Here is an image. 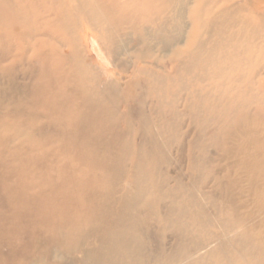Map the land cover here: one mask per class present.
Instances as JSON below:
<instances>
[{
    "label": "bare ground",
    "instance_id": "obj_1",
    "mask_svg": "<svg viewBox=\"0 0 264 264\" xmlns=\"http://www.w3.org/2000/svg\"><path fill=\"white\" fill-rule=\"evenodd\" d=\"M88 40L140 65L122 93ZM140 78L157 117L121 132ZM0 79V264H264V0H0Z\"/></svg>",
    "mask_w": 264,
    "mask_h": 264
},
{
    "label": "rangeland",
    "instance_id": "obj_2",
    "mask_svg": "<svg viewBox=\"0 0 264 264\" xmlns=\"http://www.w3.org/2000/svg\"><path fill=\"white\" fill-rule=\"evenodd\" d=\"M65 51L66 50H64L63 52L65 53ZM83 54L85 58L84 61L86 63H89L90 70L97 77V83L92 84V86L96 85L95 87H97V89H102L103 87L114 85L113 87L115 86L119 87L120 92L122 93V89L127 87V83L131 81L132 79H135L137 75V69L140 66L138 64L130 62V63H127V65L123 68L125 69V71H123V69L122 70L114 69L111 66V64L105 61L104 53L103 52L101 53L100 51L98 52L97 47L93 45L91 40H88V46L86 47ZM173 69L174 68H171V69L168 68V70L165 71L166 74H169L168 72L171 73ZM17 72H18V78L16 80L17 82L16 85H18L17 86L18 92L14 94H17V96H19L22 102L21 104H24L23 107H25L28 105V102H29V101H26L25 97L28 96V93H30L31 78L29 77L28 72H26V68H21ZM140 79L141 80L139 82V87L136 90L137 94L135 96V99L125 98L126 100H124L121 97L120 102L116 103L117 105H115V108L118 109V116H117L118 119L116 121L118 125L117 124L112 125V127H116L121 132H122V128L124 129L125 127V124H124L125 122L122 121V116L126 113H128L130 116L129 125L132 127L137 126L139 122V118H141V116L143 117V115L148 119L151 118L152 121H155L157 117L156 110L159 106L158 99H156L157 97L153 95V93L151 94L149 93L150 91H148V83L142 78ZM0 82H1V85H0V98H1V95H2L1 90H4L7 94V88H6L5 79H0ZM8 95H11V93H9ZM11 100L13 102L16 99L12 97L11 95ZM104 105L112 108L111 103L110 104L105 103ZM9 106L11 107L13 106V104L10 103ZM183 108H184V105L181 101L179 102V109L183 110ZM50 116H55L58 118L59 112L52 111L50 112ZM62 121L63 122L60 121L61 127L62 126L64 127V125L71 124L70 121L72 122V115L66 116V118ZM101 124H100L101 126H99V123L95 124V128L97 130H99V128L101 127L103 128V123ZM137 133L136 135H133L135 138L134 140H135V143H140L142 142L143 137L141 136L142 134L140 133L137 134ZM181 134H182V139H183V145L185 146H182V153L180 155H178V153L176 152V154L178 155V159L176 158V156L174 157V161L172 162V166L169 167V170L170 171L172 170L174 174L180 175L181 177H188L190 175V163L188 160V153H187L188 149L187 148L190 146L189 144L192 140L191 124H189L188 122L182 121ZM185 180L188 181L187 178ZM170 243L171 244L174 243V239H172ZM94 244L96 243L94 242ZM148 245L150 246L152 245V243ZM1 252L3 253V255H6L9 251L6 248H2Z\"/></svg>",
    "mask_w": 264,
    "mask_h": 264
}]
</instances>
